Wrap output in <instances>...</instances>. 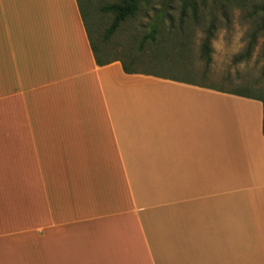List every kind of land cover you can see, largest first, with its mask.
Segmentation results:
<instances>
[{"label": "crops", "instance_id": "0c3cea01", "mask_svg": "<svg viewBox=\"0 0 264 264\" xmlns=\"http://www.w3.org/2000/svg\"><path fill=\"white\" fill-rule=\"evenodd\" d=\"M0 264H264L262 103L98 66L77 0H0Z\"/></svg>", "mask_w": 264, "mask_h": 264}, {"label": "rangeland", "instance_id": "374dc122", "mask_svg": "<svg viewBox=\"0 0 264 264\" xmlns=\"http://www.w3.org/2000/svg\"><path fill=\"white\" fill-rule=\"evenodd\" d=\"M116 2L79 3L101 60L119 59L138 72L264 97V0H154L105 38L113 15L100 8ZM211 23L206 63L201 44ZM250 44L249 58L236 61Z\"/></svg>", "mask_w": 264, "mask_h": 264}, {"label": "trees", "instance_id": "16d2710c", "mask_svg": "<svg viewBox=\"0 0 264 264\" xmlns=\"http://www.w3.org/2000/svg\"><path fill=\"white\" fill-rule=\"evenodd\" d=\"M153 2H154V0H118V2H116V3L106 4V5L102 6L100 8L101 12L111 13L113 15L111 24L106 29L105 38H107L111 34H113L116 31V29L119 27V25L125 19L134 16L142 7H145V6L148 7ZM77 3L79 6V11H80L81 17L83 19V22L85 23L84 14H83L81 7H80V4H79L80 0H77ZM213 26H214V24L211 23L210 26L207 28L206 36H205V38L201 44V56L205 59L206 63H209V61H210V55H209L210 54V40H211L212 35H213ZM260 27L262 29H264V20L262 21ZM87 34H88V32H87ZM150 37H152V36H150ZM88 38H89L91 50H92L93 55H94L95 63L98 66L106 65V64H108L114 60H117V59L101 60V58L99 57V54H100L99 49H97L96 46L93 44L92 39L89 36V34H88ZM251 49H252V45L250 44L246 48V50H244L242 53H240L239 55H237L235 57L236 61L247 60L250 56ZM121 63H122L123 71L127 74L140 73V74L150 75L147 73H142V72L132 70L130 68L129 64H127V62H125V61L121 60ZM153 76L160 77L158 75H153ZM170 79L174 80V81L187 83V82L177 80V79H173V78H170ZM210 89H212V88H210ZM218 91H220V90H218ZM228 93H232L234 95L246 97V98H250V99H256L262 103V107H263V135H264V97L260 94L257 96H253V95H250L248 93H240V92H228Z\"/></svg>", "mask_w": 264, "mask_h": 264}]
</instances>
